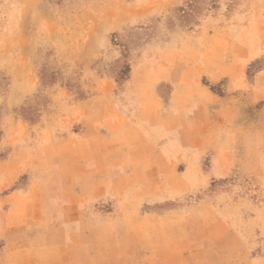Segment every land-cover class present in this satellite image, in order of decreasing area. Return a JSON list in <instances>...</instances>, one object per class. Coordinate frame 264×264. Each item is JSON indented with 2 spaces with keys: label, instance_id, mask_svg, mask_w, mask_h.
Segmentation results:
<instances>
[{
  "label": "rangeland",
  "instance_id": "1",
  "mask_svg": "<svg viewBox=\"0 0 264 264\" xmlns=\"http://www.w3.org/2000/svg\"><path fill=\"white\" fill-rule=\"evenodd\" d=\"M0 255L264 264V0H0Z\"/></svg>",
  "mask_w": 264,
  "mask_h": 264
},
{
  "label": "crops",
  "instance_id": "2",
  "mask_svg": "<svg viewBox=\"0 0 264 264\" xmlns=\"http://www.w3.org/2000/svg\"><path fill=\"white\" fill-rule=\"evenodd\" d=\"M71 205L73 206V204H71ZM64 208H65V207L63 206V209H64ZM1 259H3V256H2V255H0V260H1Z\"/></svg>",
  "mask_w": 264,
  "mask_h": 264
}]
</instances>
